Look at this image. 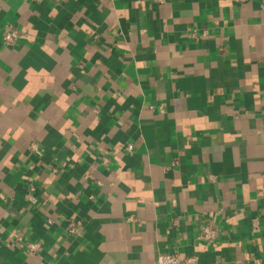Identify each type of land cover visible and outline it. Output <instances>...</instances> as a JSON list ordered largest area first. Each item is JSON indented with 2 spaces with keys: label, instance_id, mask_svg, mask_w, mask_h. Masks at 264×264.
Segmentation results:
<instances>
[{
  "label": "crops",
  "instance_id": "1",
  "mask_svg": "<svg viewBox=\"0 0 264 264\" xmlns=\"http://www.w3.org/2000/svg\"><path fill=\"white\" fill-rule=\"evenodd\" d=\"M171 253L264 264V0H0V264Z\"/></svg>",
  "mask_w": 264,
  "mask_h": 264
},
{
  "label": "built area",
  "instance_id": "2",
  "mask_svg": "<svg viewBox=\"0 0 264 264\" xmlns=\"http://www.w3.org/2000/svg\"><path fill=\"white\" fill-rule=\"evenodd\" d=\"M165 0H150L153 5L160 6L164 4ZM234 4H244L249 0H230ZM19 32L18 30L11 25L5 27L2 34V43L5 47L13 46L18 39ZM126 150L131 152L132 145L128 144L126 146ZM102 163L106 164L108 160L106 158H102ZM99 184V183H98ZM81 226V222L79 220H68L66 222L65 230L69 237L74 238L78 233V229ZM258 226V222L253 224V230H256ZM218 235L216 227L211 222H206L202 225L199 234L198 240L205 244L212 243ZM17 248L23 249L27 253H36L40 250V244L28 241H22V239H16ZM155 264H198L197 256L195 255H185L179 256L176 253L171 254H159L155 259Z\"/></svg>",
  "mask_w": 264,
  "mask_h": 264
}]
</instances>
